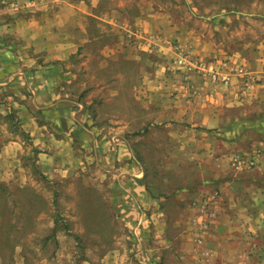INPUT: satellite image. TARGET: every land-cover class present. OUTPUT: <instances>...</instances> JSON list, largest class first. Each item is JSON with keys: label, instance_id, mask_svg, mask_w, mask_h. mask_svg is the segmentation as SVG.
<instances>
[{"label": "rangeland", "instance_id": "1", "mask_svg": "<svg viewBox=\"0 0 264 264\" xmlns=\"http://www.w3.org/2000/svg\"><path fill=\"white\" fill-rule=\"evenodd\" d=\"M69 1H78L93 15L86 20L91 42L75 68L85 84L78 87V99L91 107L96 142L87 125L88 133L75 139L72 152L56 161L48 150L46 157H39L21 134L19 111L7 109L6 100H0V264H183L165 252L164 238L147 228L136 236L140 231L135 224L120 214L124 208L117 204L123 193L118 187L131 185L134 176L121 174L119 164L124 160L126 168H120L133 167L134 174L144 171L145 187L167 193V188L180 185L174 161L183 163L182 143L169 141L170 133L180 134L175 122L180 113L170 105L173 97L168 93L151 92L149 77L163 69L167 88L173 84L172 74L188 71L176 60L180 54L187 56L190 35L213 48L261 41L264 0ZM227 14L236 17L224 25L219 18ZM144 23L157 28L156 34H146ZM164 25L171 29L163 30ZM168 118L175 120L172 127H164L167 121L159 124ZM257 137L251 134L246 140ZM23 138L25 148L19 143ZM244 142L216 136L210 150L218 165L207 163V169H218L219 178L236 179V167L228 162L231 155L255 154L249 171L257 172L263 143ZM120 149L125 156L118 154ZM186 173L191 174L188 169ZM211 189L220 190L217 185ZM245 238L242 264H264V231H250Z\"/></svg>", "mask_w": 264, "mask_h": 264}, {"label": "crops", "instance_id": "2", "mask_svg": "<svg viewBox=\"0 0 264 264\" xmlns=\"http://www.w3.org/2000/svg\"><path fill=\"white\" fill-rule=\"evenodd\" d=\"M231 15L219 20L228 25L227 20L236 17ZM91 16L78 1L0 0V100H6L7 109L19 111L21 134L29 138L39 157H46L43 153L48 150L56 161L72 152L75 139L82 140L85 131L88 133L87 125L94 130L89 133L93 141L98 134L89 118L91 107L78 99V87L85 84L75 68L91 42L86 23ZM144 26L146 34H156L157 28ZM162 29L171 28L164 25ZM190 36L193 43H185L192 46L184 50L191 71L172 74L173 84L167 88L163 87L168 76L164 77L163 69L149 77L151 92L175 97L168 101L180 113L177 121L168 118L159 123L167 121V127L175 121L180 127V134H169V141L182 143L183 163L174 161L179 165L174 168L181 173L180 185L167 188V193L145 187V172L134 174L133 167L124 170L123 160L121 174L134 178L131 185H119L123 195L117 208H124L120 214L140 231L136 236L147 228L157 238H164L165 252L183 264H242L246 233L264 231V155L255 173L249 171L254 166L233 168L236 179L219 178L220 171L207 169V163L218 165L210 150L216 136L264 146V38L213 48L201 37ZM239 68L245 73L240 74ZM213 73L228 78V84L213 83ZM78 116L87 121L80 123ZM251 134L259 137L246 140ZM24 138L19 140L23 148L27 146ZM121 152L124 149L118 154ZM254 155L231 157L249 161ZM220 180L223 182L216 184ZM213 185L220 190L211 189ZM253 212L258 216L253 217ZM209 215L208 229L201 231L200 225Z\"/></svg>", "mask_w": 264, "mask_h": 264}, {"label": "built area", "instance_id": "3", "mask_svg": "<svg viewBox=\"0 0 264 264\" xmlns=\"http://www.w3.org/2000/svg\"><path fill=\"white\" fill-rule=\"evenodd\" d=\"M187 56L183 55V54H180L179 57L177 58L176 62L177 64L179 65V67L181 68H185L187 69L188 71L190 69V66L187 64ZM237 71H239L240 74H243L245 73V71L243 70V68H239ZM212 82L213 83H218V82H221L223 84H228V78H220V75L217 74V73H213L212 76ZM232 163L233 165L237 168V169H240L242 168L243 166H248V167H252L255 165L254 162H250V161H243L240 157L238 156H233L232 157ZM212 219V217L209 215L207 219H205L204 221H202L201 225H200V230L201 231H206L208 229V226H209V220Z\"/></svg>", "mask_w": 264, "mask_h": 264}]
</instances>
